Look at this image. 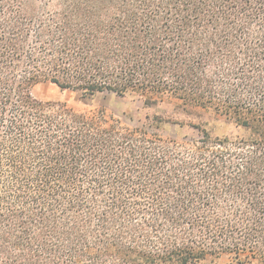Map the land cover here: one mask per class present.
I'll use <instances>...</instances> for the list:
<instances>
[{
	"label": "trees",
	"instance_id": "1",
	"mask_svg": "<svg viewBox=\"0 0 264 264\" xmlns=\"http://www.w3.org/2000/svg\"><path fill=\"white\" fill-rule=\"evenodd\" d=\"M43 84L172 110L132 125ZM225 255L264 264V0H0V264Z\"/></svg>",
	"mask_w": 264,
	"mask_h": 264
},
{
	"label": "rangeland",
	"instance_id": "2",
	"mask_svg": "<svg viewBox=\"0 0 264 264\" xmlns=\"http://www.w3.org/2000/svg\"><path fill=\"white\" fill-rule=\"evenodd\" d=\"M37 95L43 99L62 100L77 109L103 108L107 113L122 118L129 124L139 125L146 121V116H152L155 113L165 115V110L171 112L172 104L162 102L160 105L145 106L143 99L133 96H119L112 92H101L97 94H85L81 91L61 90L52 84H43L37 88ZM175 127L165 128L164 134H175ZM221 133L222 129H216ZM183 133H189L191 137L198 135V132L192 128H185ZM229 257L223 256L221 264H228Z\"/></svg>",
	"mask_w": 264,
	"mask_h": 264
}]
</instances>
